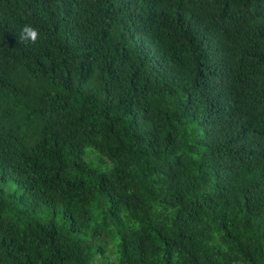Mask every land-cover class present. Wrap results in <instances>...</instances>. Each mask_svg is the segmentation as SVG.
<instances>
[{
  "label": "trees",
  "instance_id": "trees-1",
  "mask_svg": "<svg viewBox=\"0 0 264 264\" xmlns=\"http://www.w3.org/2000/svg\"><path fill=\"white\" fill-rule=\"evenodd\" d=\"M0 264H264V0H0Z\"/></svg>",
  "mask_w": 264,
  "mask_h": 264
},
{
  "label": "clouds",
  "instance_id": "clouds-1",
  "mask_svg": "<svg viewBox=\"0 0 264 264\" xmlns=\"http://www.w3.org/2000/svg\"><path fill=\"white\" fill-rule=\"evenodd\" d=\"M41 38L39 30L32 24L25 23L19 31L21 43L34 45Z\"/></svg>",
  "mask_w": 264,
  "mask_h": 264
},
{
  "label": "rangeland",
  "instance_id": "rangeland-1",
  "mask_svg": "<svg viewBox=\"0 0 264 264\" xmlns=\"http://www.w3.org/2000/svg\"><path fill=\"white\" fill-rule=\"evenodd\" d=\"M7 194H8V192H7Z\"/></svg>",
  "mask_w": 264,
  "mask_h": 264
}]
</instances>
